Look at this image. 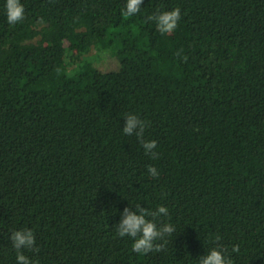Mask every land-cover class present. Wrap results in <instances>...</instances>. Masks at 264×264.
<instances>
[{
    "label": "trees",
    "instance_id": "trees-1",
    "mask_svg": "<svg viewBox=\"0 0 264 264\" xmlns=\"http://www.w3.org/2000/svg\"><path fill=\"white\" fill-rule=\"evenodd\" d=\"M21 3L12 25L0 0V264L24 228L39 264H199L217 235L233 264H264V0H143L131 17L127 0ZM176 7L171 34L147 19ZM136 204L168 208L161 251L117 235Z\"/></svg>",
    "mask_w": 264,
    "mask_h": 264
},
{
    "label": "clouds",
    "instance_id": "clouds-1",
    "mask_svg": "<svg viewBox=\"0 0 264 264\" xmlns=\"http://www.w3.org/2000/svg\"><path fill=\"white\" fill-rule=\"evenodd\" d=\"M143 0H127L123 14L131 17L140 12ZM7 20L9 24H16L24 18V5L21 0H6ZM149 21H155L157 30L161 34H171L178 26L181 19V9L176 7L170 11H159L148 16ZM182 49L177 50L176 55L182 53ZM187 57H185V60ZM147 127L145 120H142L138 115L129 113L126 115V122L123 127V132L127 135L135 134L140 140L145 154L151 158H158V154L154 151L157 148L156 140H145L144 132ZM148 173L152 177H158L159 172L153 165H148ZM135 211L126 207L121 214V220L116 225V233L119 237H131L133 239V251L136 253L147 254L153 251L159 252L164 245L158 243L164 237L170 236L175 232V227L171 223L157 224V219L160 216H167L169 210L166 206L160 205L153 211L150 208L142 207L140 204L135 205ZM221 237L217 235L215 240L217 246L212 247L205 255L199 257V264H233V259L230 254L226 253L223 245L219 244ZM13 247L17 252V264H39L38 261L30 260L23 252V249L29 251L35 250L36 237L31 228L16 230L11 234ZM240 251L239 246L232 248L233 253Z\"/></svg>",
    "mask_w": 264,
    "mask_h": 264
},
{
    "label": "rangeland",
    "instance_id": "rangeland-1",
    "mask_svg": "<svg viewBox=\"0 0 264 264\" xmlns=\"http://www.w3.org/2000/svg\"><path fill=\"white\" fill-rule=\"evenodd\" d=\"M97 59V65L102 69H111L117 66L115 59L109 53H102Z\"/></svg>",
    "mask_w": 264,
    "mask_h": 264
}]
</instances>
